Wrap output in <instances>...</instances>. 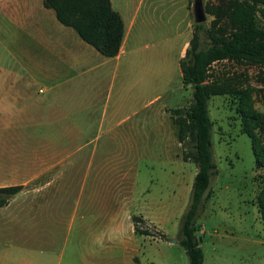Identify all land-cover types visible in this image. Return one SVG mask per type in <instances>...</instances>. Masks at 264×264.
Returning <instances> with one entry per match:
<instances>
[{"label": "rangeland", "instance_id": "374dc122", "mask_svg": "<svg viewBox=\"0 0 264 264\" xmlns=\"http://www.w3.org/2000/svg\"><path fill=\"white\" fill-rule=\"evenodd\" d=\"M137 1L128 0L129 4H137ZM193 1H142L132 31L135 51L129 61L133 62L130 65L135 74L129 77V85L135 84V87L129 94L132 99L130 104L134 101L138 107L165 87L173 88L170 90L177 96L169 97L171 99L167 109L171 119L169 109L187 107L192 101V88L187 86L181 91L177 88L181 81L177 73L179 52L184 41L190 38L186 32L187 22H192V31L198 34L202 47L209 42L205 29L212 19L205 12L206 20L201 22L202 28L195 29ZM218 1L202 0V4L205 7L208 3ZM158 52L162 54V61L155 58ZM5 54V42L0 37V56ZM164 55L167 57L166 61L163 60ZM186 58L185 55L183 60ZM8 61L1 64H13ZM160 65L162 70L167 71L166 79L164 74L161 79L154 77L152 70H159ZM147 67L151 69L152 75L150 79L146 78V81L149 80L146 84L140 71ZM211 72L224 74L236 88L247 89L252 108L264 114V66L224 60L213 63ZM237 107L238 97L233 93L213 95L207 102L212 121V159L216 167L210 176V197L203 202L195 218V223L199 225V245L203 251L202 264H264V222L257 206L264 168H257L254 164L250 138L242 130ZM60 128L62 127L28 126L20 131L24 139L30 140L37 135L58 136ZM258 134L264 143V126ZM155 139L154 134L147 141L141 139L140 135L130 141L110 140L101 136L90 142L61 140L21 142L16 145L24 154L47 146L54 151H74L77 152L78 161L81 160L79 157L93 155L95 152L82 201L87 200L89 206L94 207L91 210L96 211V206L104 200L103 209L111 211L115 209L118 200L121 228L127 231L133 226V217H137L138 227L152 234L133 235V238L125 234V239L121 237L119 246L115 248L112 264H188L187 254L178 239L180 218L189 203L196 172V164L189 156L193 151L192 141L187 138L184 142L175 143L169 139L168 143H164ZM185 154L188 155L186 159L183 158ZM10 172L9 168L0 178L2 176V179L8 180ZM19 172L22 175L28 173L25 167H21ZM83 173L82 161V165L78 163L69 176L70 187L64 199L66 213L68 209L69 213L73 210L79 196ZM46 179L47 174L27 184L17 197L23 220L9 223L7 229L31 232L33 222L30 217L34 205L32 188L38 186L37 182ZM58 183H62V179ZM61 195L64 196L63 191ZM41 217L38 224L45 228H41L40 236L34 239L33 245L46 248L49 244L48 222L46 215ZM62 235L57 239L58 244L62 241ZM14 239V244L32 243V238L27 233L25 237ZM173 239L175 242L171 241ZM3 241L4 239H0V245Z\"/></svg>", "mask_w": 264, "mask_h": 264}, {"label": "crops", "instance_id": "0c3cea01", "mask_svg": "<svg viewBox=\"0 0 264 264\" xmlns=\"http://www.w3.org/2000/svg\"><path fill=\"white\" fill-rule=\"evenodd\" d=\"M142 1L129 4L128 0H110L123 21V37L118 53L107 57L85 42L72 27L59 22L42 0H0V37L7 53L0 56V175L11 170L8 180L1 176L0 187L23 185L0 207V239H4L0 245V264H112L121 237L145 236L135 233L134 226L127 231L121 228L118 200L111 211L103 209L104 200L96 206V211L91 210L94 207L87 200L82 201L95 152L79 157L78 161L74 151H54L47 146L24 154L16 145L61 140L90 142L101 136L130 141L140 135L147 141L152 134L155 140L168 143L171 139L178 143L177 126L167 113L169 97L177 96L173 88L159 89L138 107L134 101L130 104L129 94L135 87L129 85V77L135 74L131 70L133 62L129 61L135 51L132 31ZM186 32L190 38L184 41L178 57L180 91L187 87L182 83L180 62L193 35L190 20ZM155 58L162 61V54L158 52ZM163 60H167L166 55ZM4 61L13 64H1ZM152 72L154 77L164 74V79L167 78V71L161 65ZM140 74L146 81L152 75L151 69L147 67ZM28 126L62 128L58 136L37 135L26 140L20 129ZM82 161L84 173L79 196L73 210L66 213L64 199L70 187L69 176ZM21 167L28 171L26 175L19 172ZM46 174L48 179L32 188L31 232L7 229L9 223L23 220L17 197L29 182ZM59 179L62 183H58ZM42 215H46L48 222L46 248L33 245L41 228H45L38 224ZM25 233L32 238L30 245L13 243L15 237H25ZM60 235L62 241L58 244Z\"/></svg>", "mask_w": 264, "mask_h": 264}, {"label": "trees", "instance_id": "16d2710c", "mask_svg": "<svg viewBox=\"0 0 264 264\" xmlns=\"http://www.w3.org/2000/svg\"><path fill=\"white\" fill-rule=\"evenodd\" d=\"M42 3L54 11L59 22L72 27L102 55L111 57L118 53L123 21L110 0H42ZM204 10L212 16L205 29L209 42L201 47L194 31L185 52L187 58L180 62L182 83L192 88V101L187 107L168 110L177 126L178 142L187 138L192 141L193 151L189 156L196 164L189 203L180 218L178 239L187 254L188 264L203 261L195 218L203 202L210 197V176L216 167L211 150L212 121L207 108L211 96L233 93L238 97L237 112L242 130L250 138L254 164L264 168V143L258 134L264 126V114L252 108L247 89L236 88L224 74L211 72L213 63L224 60L264 66V0H219L206 4ZM201 28V23L195 24V29ZM22 188L23 185L0 187V207ZM257 206L264 222V177L257 194ZM136 218L133 217L134 232L152 235L138 227Z\"/></svg>", "mask_w": 264, "mask_h": 264}, {"label": "water", "instance_id": "95a60500", "mask_svg": "<svg viewBox=\"0 0 264 264\" xmlns=\"http://www.w3.org/2000/svg\"><path fill=\"white\" fill-rule=\"evenodd\" d=\"M192 12L194 16L195 23H201L206 20V15L204 11V7L202 4V0H194L192 5ZM201 239L199 238V241ZM172 242H175V239L171 240Z\"/></svg>", "mask_w": 264, "mask_h": 264}]
</instances>
